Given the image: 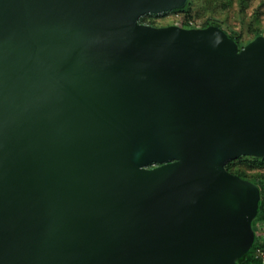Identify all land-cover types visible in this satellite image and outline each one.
Here are the masks:
<instances>
[{
    "label": "water",
    "instance_id": "95a60500",
    "mask_svg": "<svg viewBox=\"0 0 264 264\" xmlns=\"http://www.w3.org/2000/svg\"><path fill=\"white\" fill-rule=\"evenodd\" d=\"M186 2L0 0V264L247 251L259 187L225 165L264 158V35L138 21Z\"/></svg>",
    "mask_w": 264,
    "mask_h": 264
},
{
    "label": "rangeland",
    "instance_id": "374dc122",
    "mask_svg": "<svg viewBox=\"0 0 264 264\" xmlns=\"http://www.w3.org/2000/svg\"><path fill=\"white\" fill-rule=\"evenodd\" d=\"M189 3L193 16L189 19L194 20L196 25L200 27L211 23L220 26L241 45L264 35V0H189ZM187 14L174 11L158 16L144 15L139 21L153 26H167L176 21L180 23ZM235 160L232 171L240 172L252 182L264 184V166L258 165L251 156H239ZM254 227L264 239V218L255 220Z\"/></svg>",
    "mask_w": 264,
    "mask_h": 264
},
{
    "label": "trees",
    "instance_id": "16d2710c",
    "mask_svg": "<svg viewBox=\"0 0 264 264\" xmlns=\"http://www.w3.org/2000/svg\"><path fill=\"white\" fill-rule=\"evenodd\" d=\"M174 11L175 12H181V13L187 12L188 14L186 15V17H184L185 20H187V18L189 19V17H193L192 14H191L192 9L190 8L189 0H187V2L185 3V5L183 7H181V8L172 9V10L165 11V12H162V13H146L144 15L158 16V15H161V14H166V13H170V12H174ZM144 15H142V16H144ZM142 16L139 17L138 21L140 20V18H142ZM185 20L181 21V24L182 25H184ZM208 25H215V24L209 23V24H205L204 26H200V27H206ZM228 35L230 37H232L230 34H228ZM234 40L238 44L239 48H241V47H243L245 45V44L241 45L236 39H234ZM251 158H252L253 161H255L261 167L264 166V158H258V157H253V156H251ZM235 161H236L235 159L232 160V161H229L225 165V168L228 171H230V172H232L234 174H237L238 176L246 179L240 172H234V171L231 170V167L234 165ZM152 166L153 165H149V167H152ZM255 183L259 187L260 199H259V205H258L257 214H256L255 218L251 222L252 229H253V232H254V238H253V241H252L251 245L247 249V251L235 261V264H263L262 261L260 259L256 258L255 255H254V250H255L256 247H262V248H264V240L262 239V237L260 236V234H258L257 229L254 227L255 220L264 218V200H263V198L261 196L262 195L261 194V189H262L261 188V184L260 183H257V182H255Z\"/></svg>",
    "mask_w": 264,
    "mask_h": 264
},
{
    "label": "built area",
    "instance_id": "2783aa9c",
    "mask_svg": "<svg viewBox=\"0 0 264 264\" xmlns=\"http://www.w3.org/2000/svg\"><path fill=\"white\" fill-rule=\"evenodd\" d=\"M173 24L181 26V27H185V28L199 27L198 25H196V22L194 20H192V19L185 20L184 25H182L181 22L179 23L178 21L174 22ZM261 188H262L261 189V194H262L261 196H262V198L264 200V184H261ZM254 255H255L256 258L260 259L262 261V263L264 264V248L256 247L255 250H254Z\"/></svg>",
    "mask_w": 264,
    "mask_h": 264
}]
</instances>
